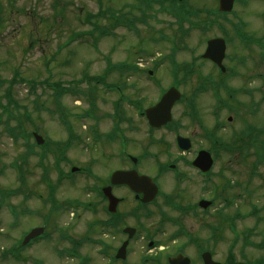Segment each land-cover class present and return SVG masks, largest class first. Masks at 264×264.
<instances>
[{"label":"rangeland","instance_id":"obj_1","mask_svg":"<svg viewBox=\"0 0 264 264\" xmlns=\"http://www.w3.org/2000/svg\"><path fill=\"white\" fill-rule=\"evenodd\" d=\"M3 7V22L0 24V191H11L15 188H19L18 177L20 172L18 169L13 168V164L18 162V167L26 176V181L31 190L33 189L40 192H49L47 182L58 184L56 189V197L59 201L65 199L78 200L82 206L72 209L71 213L62 212L61 218L56 220V223L50 224L49 236L44 240L42 246H32L27 252L35 258L41 259L44 264H74L68 258L59 260L60 263L54 261L56 257V249L68 248L64 240H61V230H66L67 235L75 238H82L86 234L87 223L93 219L88 206L91 202L94 205V201L99 200V196L95 192L96 188L101 185L98 178L103 179L105 175L117 166L116 160L111 154H115L118 149L117 142L114 145L108 144V142L102 137L97 143H92L93 137L90 136L91 129H96L98 135L110 133L116 128L114 118L117 119L122 115L123 123L121 128L124 130V135L127 138V151L128 153H135L136 155L142 150H149L152 153L158 154V160L160 162L167 161L169 156L165 153L168 146L163 145L159 142L153 144L152 147L148 148L149 137L147 133V126L145 121L139 117L136 109L129 102V99L138 101L141 99L143 106H148L152 101L157 100L158 96L161 95L170 85V78L164 75V71L169 73L172 69L170 64V57L177 56V61L190 62L191 58L201 54L205 50L204 39L214 36L215 34H221L218 29L212 30L207 35H200L197 30L189 32L186 36H180L176 38V32L180 31L172 21L173 18L167 14L159 13L158 11H152L151 20L148 22V27L145 25H138V33L123 28L122 26L117 27L113 30L111 21L101 20L99 21L101 29H112V35L102 36L101 40L98 41L96 48L93 46V40L91 37L80 36L76 39H71L72 33L87 32L90 27L87 24L81 22L77 18L83 8L89 12H97L99 10L100 3L97 0H63L64 2L69 1V10H73L74 16L65 15L61 20L55 19V14L52 5L54 0H0ZM216 0H192V3L196 7H211L214 5ZM255 3V2H254ZM139 4L134 0H104V6L112 8V10H121L125 14L138 16L136 7ZM254 4L250 3L244 7L237 5L236 14L238 16L243 15L246 20L252 22L254 14L250 13ZM251 8V10H249ZM30 10L29 17L28 12ZM68 13V12H67ZM132 17H128V20ZM229 21L236 22L235 17H229ZM228 21V23H229ZM225 25L226 22L222 21ZM228 26V25H226ZM187 25L185 26V28ZM247 34H251V29L246 28ZM99 35V30L95 31L94 36ZM165 37L166 40H162ZM230 43L227 48V54L230 59L225 61V65L231 68L233 66V56L244 55L247 58V64L239 66L238 70L242 73H247L248 70L254 68L255 60H251L250 56H257L258 52L249 55L247 49L243 46H237L234 33L229 34ZM143 39V40H142ZM122 40V41H121ZM142 41V42H141ZM140 43V44H139ZM141 46V47H140ZM138 49L139 52H134ZM146 57L143 59L148 62L147 64L153 65L149 59L152 55L159 54L157 59L161 58L162 63L159 66V72L154 75L152 79L147 74L130 73L125 74L123 77L120 75L118 70H108L112 64L128 63L136 58H140L138 54L144 53ZM150 60V61H149ZM137 61L134 60L133 63ZM112 63V64H111ZM209 64V63H208ZM202 68V74L212 73V66H205ZM113 67V65L111 66ZM105 72L106 81L110 85H123L127 88L123 96L125 101L121 102V97L118 90L105 89L102 85H97L95 81L92 82L83 81L78 87L82 91V98L80 91L78 90V96L73 93L64 94L59 103L62 105L61 112L67 111L68 115H71L69 122L74 128L79 129V134L84 138L85 142L91 144L89 153L83 150V146H78L72 149V152L68 153L70 161L61 162V170L69 175L71 170L69 162H73V166L82 167L86 161L91 162L88 166L92 169L93 175L87 176V172L76 174L73 179L64 180L59 183V172L57 170L56 159L53 155L43 162L44 168L47 170V182L41 179L45 173L43 168L39 167L40 155L43 152L41 149L36 148L34 154L27 153V146L29 139L26 136L31 130H39L42 135L48 139L61 140L64 139V130L66 131L65 125L59 122V107L57 96L53 85L56 83H64L65 86H69L75 81H80L85 75L102 77ZM104 79V78H103ZM243 78L237 77L228 81L230 88H239ZM74 80V81H73ZM156 80H159V86L156 84ZM7 82V83H2ZM172 81V80H171ZM15 82V84H12ZM169 82V83H168ZM29 83H33L34 87L30 86ZM45 84V85H44ZM74 84V83H73ZM198 84V78H191L187 84L183 85L184 91L189 93L191 88H195ZM263 83L257 81L253 86H262ZM176 86V85H175ZM251 86V85H249ZM12 89V95L16 100V104L9 105L10 99H7L6 92ZM89 94L97 99V105L95 109V116L80 117L78 120L75 115L83 114L86 110H90V102L92 97H88ZM225 94V95H224ZM223 96H230L224 91ZM260 93L256 95L255 101L257 103L255 113H244L243 116L230 115L227 110L222 111V119L226 124V129L223 132L222 139L228 140L233 132L242 131L245 129V120L259 127H263L264 121V102H261L259 97ZM88 97V98H86ZM201 99H208L210 102L209 106L212 105V101L209 98V94H206ZM238 100L245 102L246 107H249L251 100L248 96L239 95ZM117 103L120 104L115 115V108ZM200 107V114L205 116L208 124H211V119H208V108L207 103L198 101ZM11 107L8 113L4 112V108ZM14 107V108H13ZM181 107L177 110L176 120L184 122V134L191 132L190 121L188 118H181L179 116ZM29 113H28V112ZM94 112V111H93ZM235 113V112H234ZM8 114H14L13 117H9ZM232 116L233 120L229 122L227 118ZM259 119H262L259 121ZM118 120V119H117ZM9 126L16 129H26L27 132L18 139L16 142L12 138L8 129ZM207 124V125H208ZM210 126V125H208ZM261 127V128H262ZM198 130V129H197ZM39 132V133H40ZM163 132H158L155 135L156 139L162 135ZM90 136V137H89ZM168 142H171V159L175 157L177 150L173 144V137H166ZM119 141V140H118ZM197 146H206L200 139L196 140ZM101 153H106L107 159L103 160ZM131 153V154H132ZM109 158V159H108ZM189 158V156H188ZM232 158L229 154H222L216 166L214 173L211 177V181H205L204 177L199 176L195 171L184 170L188 173V180L184 181L175 189L173 172H169V175L162 177L159 180L161 190L163 194L177 193V196L183 197L184 202L194 203L198 200L202 194L213 196L210 190L205 191L204 188L211 186L213 183H222V178H231L232 180H239L247 190H251L254 193L253 196L248 197L252 203L258 198H261L259 194L264 193V163L260 165L255 172L256 177L249 175L250 161L253 164L255 158L245 165L237 164L236 160H230ZM94 159L98 160L96 162ZM119 163V161L117 160ZM155 164V163H154ZM146 168L145 173L155 175L153 162L150 159H145L143 164ZM149 165V166H148ZM182 168L184 163L178 165ZM83 168V167H82ZM58 182V183H57ZM34 193H38V192ZM125 194V193H122ZM35 198V197H34ZM164 197L158 198V203L172 218L177 216V213L170 209V207L163 204ZM50 204V202H49ZM87 204V205H86ZM263 204V201L259 203V206ZM83 205H86L84 207ZM101 208V206H100ZM250 209V207L247 206ZM155 213V218L147 223V226L151 229L154 225L158 226L161 220V214L158 207H151ZM49 211V208H48ZM217 211H211V214H215ZM228 213H232V209L227 210ZM56 217V216H55ZM191 217V216H189ZM179 219V217H176ZM200 218V216H199ZM54 219V218H53ZM210 221L212 218L207 217ZM187 226L191 228L194 233L199 237L202 243L201 237H209L210 233L200 227V221L197 218L191 217L187 219ZM242 227L250 226L253 224V219L242 220L238 222V225ZM163 229L157 234L154 240L166 241L168 236L177 231L174 224L171 222H163ZM19 227L11 234L17 236L18 233L22 234ZM225 228V227H224ZM225 240L218 244L214 248L216 257L220 258L225 256L228 251L231 239L233 237L230 231H221ZM11 236L15 238V236ZM12 238L9 237L10 242L14 243ZM185 238L181 239L184 240ZM255 239L254 241H258ZM8 243L6 240L0 239V252L5 244ZM237 247L236 253L240 254V251L244 252L243 257L249 259L258 258L264 255L262 252L254 249H242L240 241ZM177 246L171 242L166 244ZM136 253L132 255L133 260H129L130 264H137L133 262L138 261L141 253H146V249L142 243L134 245ZM7 248V247H5ZM41 248L43 250H41ZM44 251L46 253H44ZM238 259H241L238 257ZM56 257V258H55ZM133 261V262H132ZM16 264L11 261H3L0 259V264ZM31 264V263H30ZM32 264H34L32 262Z\"/></svg>","mask_w":264,"mask_h":264},{"label":"flooded vegetation","instance_id":"obj_2","mask_svg":"<svg viewBox=\"0 0 264 264\" xmlns=\"http://www.w3.org/2000/svg\"><path fill=\"white\" fill-rule=\"evenodd\" d=\"M1 3V1H0ZM264 40V27L262 29H255L253 31V37L258 36ZM253 52L259 51L264 52V49L254 47L252 49ZM113 158L119 161V165L117 164L116 170H129L131 168L127 167L125 164V158L121 153H115ZM112 171L111 174L114 172ZM110 185L108 182L105 186ZM123 186H113V193L114 196L120 199L119 204L117 206V210L111 213L108 209L109 202L104 199L106 205L102 206V201L99 204H95V207L91 208L90 211L94 214V219H91L90 225L87 226L86 233L88 236L84 241H80V238H76L75 241L70 243L69 241H65L64 243L68 247H72L73 249V257L72 262L74 264H127V262H122L116 260L114 257L116 256L117 250L121 247V245L127 240V236H123V228L127 227L130 223H133L135 226H139L141 228V223L147 221L148 218L144 217V211L142 208H139L138 202L136 203L133 197L130 198L127 194H118L117 191H120ZM125 188V187H124ZM18 196H22L19 200L14 199L11 202V206H14L13 210H8L7 214H4L3 209L0 206V233H3L5 230V226L7 225L6 222H10V226H29L30 229H34L36 227H47V194H39V198H33L31 194H19ZM93 206L92 203H90ZM98 205H101L102 208H98ZM90 212V213H91ZM258 213H264V209L257 210ZM22 213V214H20ZM234 217L239 218V213L236 214ZM8 218V220H6ZM259 229H257V238L258 243L264 244V236L262 234V223L264 222V215L259 217ZM257 221L255 220V224ZM136 226V227H137ZM234 229H238V225L236 223H232L231 225ZM138 228V227H137ZM28 230V233L31 230ZM119 229V230H118ZM118 230V231H116ZM118 232L120 234L118 236V240L114 232ZM8 234L7 236H9ZM86 235V234H85ZM2 234H0V237ZM25 237V236H23ZM136 236L133 240L130 241L128 253L135 254V244L137 243H144V236L141 239H137ZM22 239V238H21ZM20 238L9 245V249L12 250L15 254H18V257H10L12 260L16 261L17 264H44L41 259L35 258L31 255H28L27 252L30 246H42L43 241L42 239H35L31 240L27 246L21 247L20 245ZM149 250L145 253L146 255H150L151 257L144 259L142 262V256L140 255L139 261L133 262L137 264H169L168 258L169 256L167 251L162 252L160 247L156 245H151L148 247ZM41 250H43L41 248ZM62 251V250H59ZM45 252V251H44ZM179 253V252H177ZM177 253H174L175 256ZM137 254V253H136ZM57 257V258H56ZM56 259L54 261L59 262L64 258L63 253L56 251ZM133 259V257H132ZM255 259L254 261L248 262L249 264H261L264 259L262 258ZM222 264H239L240 260L235 257L225 256L222 257L220 260ZM192 264H198L197 260L192 259ZM200 264V263H199Z\"/></svg>","mask_w":264,"mask_h":264},{"label":"water","instance_id":"obj_3","mask_svg":"<svg viewBox=\"0 0 264 264\" xmlns=\"http://www.w3.org/2000/svg\"><path fill=\"white\" fill-rule=\"evenodd\" d=\"M209 48L207 49V53L205 55V57H208L212 60H214L217 63H220L222 61V58L224 56V46H222L220 44L219 41H213L210 42ZM221 49L222 52H214V51H219ZM175 96H177V93L174 90H170L168 91V93L164 96L163 100H161V103L159 104V107L150 110L151 112H153V115H166V112L168 110V107H170L171 103L173 102ZM155 118V117H154ZM155 120H157L155 118ZM183 142H181V146L183 148H188V145L183 144ZM197 162H195V165H197L199 168H201L203 171L209 170L212 161L210 158H208L207 155L205 154H201L199 159L196 160ZM122 177L119 178L120 180H123L124 182H127V180L133 179L135 178L134 176H132V174L130 173H122L121 174ZM137 175V174H136ZM136 181L138 183L141 184V186L139 185L137 188H134L136 190V192L139 193H143L144 194V199L143 202H149L151 200H153L156 196L157 193V188L154 184H152V182L147 179V178H138L136 176ZM173 264H180L179 262H173Z\"/></svg>","mask_w":264,"mask_h":264},{"label":"trees","instance_id":"obj_4","mask_svg":"<svg viewBox=\"0 0 264 264\" xmlns=\"http://www.w3.org/2000/svg\"><path fill=\"white\" fill-rule=\"evenodd\" d=\"M2 83H3V81H2ZM13 102V100L10 98V103H12Z\"/></svg>","mask_w":264,"mask_h":264}]
</instances>
